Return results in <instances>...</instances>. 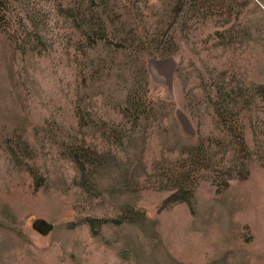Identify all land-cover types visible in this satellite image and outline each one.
I'll return each instance as SVG.
<instances>
[{
	"label": "rangeland",
	"instance_id": "obj_1",
	"mask_svg": "<svg viewBox=\"0 0 264 264\" xmlns=\"http://www.w3.org/2000/svg\"><path fill=\"white\" fill-rule=\"evenodd\" d=\"M205 1L4 0L0 264H264V0ZM84 23L109 34L88 59Z\"/></svg>",
	"mask_w": 264,
	"mask_h": 264
},
{
	"label": "trees",
	"instance_id": "obj_2",
	"mask_svg": "<svg viewBox=\"0 0 264 264\" xmlns=\"http://www.w3.org/2000/svg\"><path fill=\"white\" fill-rule=\"evenodd\" d=\"M6 6L4 0H0V28L5 27V16L2 14V8ZM218 6L217 0H206L202 4H198L193 6L195 11L197 9L199 10V13H206L205 15L211 14L212 12L211 9H215ZM234 7V6H233ZM84 27L86 28L83 33L78 34L75 33L74 39L77 42H80L81 44L84 45V50H83V55H86V58L88 59L90 57L89 54H95L99 49H106L109 46V41H107V38L109 37V34L107 32L106 28L103 24L98 23L97 25H94L92 23H84ZM8 29V28H6ZM256 30L246 22H241L239 26H232L230 28H226L225 31H221L219 27H217V36L220 38L222 42L226 44H239L245 40H255ZM18 34V33H17ZM17 39V44H20L24 47H27V45H34L37 42L41 41V37L39 38V35L37 37L33 36V32L29 30H24L23 32L18 35ZM129 37L126 38L125 41H128ZM130 40H134V37H130ZM228 42V43H226ZM110 47V46H109ZM164 48L166 46L164 45ZM174 48V47H173ZM176 50V48H174ZM173 50V49H170ZM169 50V51H170ZM165 49L161 50V56L164 57H170V55L173 54H168L164 52ZM147 77V87L142 88H135L132 87L129 90L128 96L122 103V107L126 110L125 114L126 117L130 118L135 125H138L139 122H142L144 119H148L146 115H151L153 111H149L151 105L155 104L154 103V98L150 96L149 94V83H148V78H149V72L146 70H143V78ZM143 85V84H142ZM261 93L262 96L264 97V87L261 86ZM134 131V130H133ZM142 132V130L140 131ZM133 135H130L128 137V140L131 139ZM120 141L124 140V137H119L118 138ZM27 144V143H26ZM86 159L91 160L90 164L97 165V162L99 165L101 163L99 162V158L97 156H92L90 154L85 155ZM182 202H188L186 197H183L180 199Z\"/></svg>",
	"mask_w": 264,
	"mask_h": 264
},
{
	"label": "water",
	"instance_id": "obj_3",
	"mask_svg": "<svg viewBox=\"0 0 264 264\" xmlns=\"http://www.w3.org/2000/svg\"><path fill=\"white\" fill-rule=\"evenodd\" d=\"M33 228L38 230L43 236H47L54 230V225L48 221L46 222L44 220L38 219L33 222Z\"/></svg>",
	"mask_w": 264,
	"mask_h": 264
}]
</instances>
